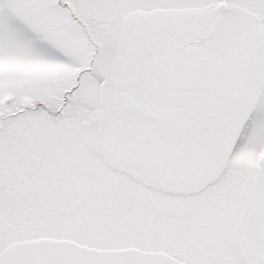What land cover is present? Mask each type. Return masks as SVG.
<instances>
[{
	"label": "snow or ice",
	"instance_id": "obj_1",
	"mask_svg": "<svg viewBox=\"0 0 264 264\" xmlns=\"http://www.w3.org/2000/svg\"><path fill=\"white\" fill-rule=\"evenodd\" d=\"M0 264H264V0H0Z\"/></svg>",
	"mask_w": 264,
	"mask_h": 264
}]
</instances>
